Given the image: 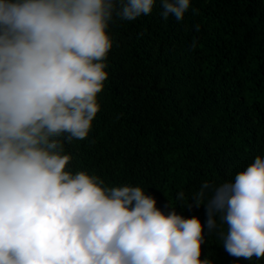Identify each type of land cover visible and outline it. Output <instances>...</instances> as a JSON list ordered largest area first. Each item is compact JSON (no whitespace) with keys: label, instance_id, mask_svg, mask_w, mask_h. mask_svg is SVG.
<instances>
[{"label":"clouds","instance_id":"9594fccd","mask_svg":"<svg viewBox=\"0 0 264 264\" xmlns=\"http://www.w3.org/2000/svg\"><path fill=\"white\" fill-rule=\"evenodd\" d=\"M156 4L0 0V264H212L200 258L205 231L234 257L264 259V155L200 183L191 200L205 207L203 226L170 203L165 213L140 185L70 166L64 142L85 139L101 107L110 23ZM189 7L159 0V15L180 21Z\"/></svg>","mask_w":264,"mask_h":264},{"label":"trees","instance_id":"16d2710c","mask_svg":"<svg viewBox=\"0 0 264 264\" xmlns=\"http://www.w3.org/2000/svg\"><path fill=\"white\" fill-rule=\"evenodd\" d=\"M159 12L157 0L149 15L110 23L101 107L88 136L64 147L73 171L140 185L165 213L170 203L203 226L205 207L191 200L200 183L264 155V0H190L180 21ZM200 247L212 264H250L216 232Z\"/></svg>","mask_w":264,"mask_h":264}]
</instances>
